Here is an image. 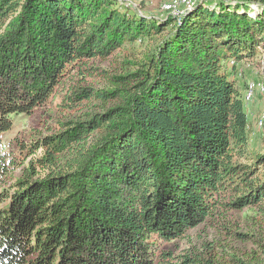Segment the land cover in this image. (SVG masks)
I'll use <instances>...</instances> for the list:
<instances>
[{
	"label": "trees",
	"instance_id": "1",
	"mask_svg": "<svg viewBox=\"0 0 264 264\" xmlns=\"http://www.w3.org/2000/svg\"><path fill=\"white\" fill-rule=\"evenodd\" d=\"M262 53L264 0L161 19L118 0H0V138L67 78L77 113L18 142L12 182L0 147V264H217L151 239L264 206V136L254 149L235 83Z\"/></svg>",
	"mask_w": 264,
	"mask_h": 264
},
{
	"label": "rangeland",
	"instance_id": "2",
	"mask_svg": "<svg viewBox=\"0 0 264 264\" xmlns=\"http://www.w3.org/2000/svg\"><path fill=\"white\" fill-rule=\"evenodd\" d=\"M181 0H118L123 8L133 9L136 12L152 18H167L177 16L179 8H166L167 5ZM237 0H195L194 5L206 2H236ZM254 8H256L254 6ZM139 50V48H137ZM97 66L105 69L117 67L112 61H95ZM246 65L236 69V85L244 93L248 85L264 84V75H261L256 62H246ZM78 78V77H77ZM76 78V79H77ZM67 78L59 84L56 92L47 102L34 108L28 115L15 119L13 127L0 138V147L7 158H12L16 164L12 165L9 181L21 177L23 168L21 165L25 156L19 153L18 142L30 143L31 138L38 132L41 136L47 133L48 128L56 129L58 124L76 116L73 109H62V95L64 88L69 84ZM249 108V110H248ZM246 108L248 120H250L251 146L259 150L261 138L264 136V93L255 95L251 104ZM253 128V129H251ZM259 133V135L257 134ZM39 156L42 150L37 153ZM30 159V158H29ZM156 255L159 252H170L181 255H201L207 253L216 257L217 264H233V259L242 262H257L264 264V206L246 207L241 210L221 214L208 218L205 222L189 229L180 238L166 241L156 237L151 239Z\"/></svg>",
	"mask_w": 264,
	"mask_h": 264
},
{
	"label": "built area",
	"instance_id": "3",
	"mask_svg": "<svg viewBox=\"0 0 264 264\" xmlns=\"http://www.w3.org/2000/svg\"><path fill=\"white\" fill-rule=\"evenodd\" d=\"M195 0H181L180 2L169 4L166 6V8H179V14L177 16L183 15L186 11L191 10V7L194 5ZM257 61V66L260 69L261 75H264V53L260 54ZM255 61V62H256ZM247 63H242V65H246ZM248 65V64H247ZM229 66H237L238 64L235 63V61L231 60L229 62ZM258 93H264V84L261 85H248L243 93V101L245 104V107L248 108L249 104L253 101L254 97ZM249 110V108H248Z\"/></svg>",
	"mask_w": 264,
	"mask_h": 264
},
{
	"label": "crops",
	"instance_id": "4",
	"mask_svg": "<svg viewBox=\"0 0 264 264\" xmlns=\"http://www.w3.org/2000/svg\"><path fill=\"white\" fill-rule=\"evenodd\" d=\"M248 121H250V120H248ZM250 123V122H249ZM250 126V125H249ZM251 129H253V128H251ZM258 135H259V133H257ZM251 136H253L254 137V134L253 133H251Z\"/></svg>",
	"mask_w": 264,
	"mask_h": 264
}]
</instances>
